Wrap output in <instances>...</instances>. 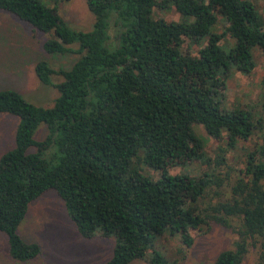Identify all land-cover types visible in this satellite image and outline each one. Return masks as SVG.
<instances>
[{
  "label": "trees",
  "instance_id": "16d2710c",
  "mask_svg": "<svg viewBox=\"0 0 264 264\" xmlns=\"http://www.w3.org/2000/svg\"><path fill=\"white\" fill-rule=\"evenodd\" d=\"M84 1L93 16L87 32L70 30L56 7L38 0H0V11L49 36L42 43L45 53L78 56L67 70L35 64L43 85L59 77L49 108L0 90V114L18 120L14 147L0 156V233L9 255L28 261L39 254L17 228L29 203L53 191L81 238H113L104 264H173L153 250L156 238L177 235L189 249V231L232 229L234 221L231 248L208 264H240L250 247L258 250L255 264H264V132L242 155L241 171L235 173L224 159L264 124L223 101L229 70L250 75L252 50L264 52V27L253 5ZM154 9H170L184 20L154 18ZM218 20L219 32L213 30ZM223 38L230 42L227 50L219 46ZM190 45L193 53L183 51ZM40 124L46 135L35 141ZM193 125L224 144L212 162ZM188 162L206 170L170 173Z\"/></svg>",
  "mask_w": 264,
  "mask_h": 264
},
{
  "label": "rangeland",
  "instance_id": "374dc122",
  "mask_svg": "<svg viewBox=\"0 0 264 264\" xmlns=\"http://www.w3.org/2000/svg\"><path fill=\"white\" fill-rule=\"evenodd\" d=\"M38 1L48 8L56 7L59 16L70 30H91L93 16L87 10L84 0ZM246 1L253 5L264 27V0ZM152 16L173 22L184 20L170 9H154ZM219 23L218 20L213 30L219 32ZM48 38L47 34L33 32L23 21L0 11V90H12L35 107L52 106L57 96L53 85L59 82V77L52 76L50 84L43 85L35 77V64L44 61L53 70H67L78 56L45 53L42 43ZM229 43L227 38H223L219 41V46L227 50ZM195 50L194 45L183 47V51L190 53ZM252 55L254 68L250 75L245 76L229 70L223 101L227 108L239 107L250 112L255 119L262 118L264 123V52L254 48ZM17 125V118L0 114V156L14 147L13 136ZM192 129L203 140L205 155L212 162L218 153V146L225 147L224 144L206 136L198 125H193ZM263 132L264 124L260 131L253 133L250 141H239L235 149L225 154L226 164L235 173L243 169L241 158L244 152L257 139L259 133ZM45 135L46 128L40 124L33 133V139L41 141ZM204 170L205 166L188 162L172 169L170 173L197 175ZM143 172L152 177L157 176L146 169H143ZM223 192L224 189L220 200H224ZM236 226L237 221H234L232 229L212 225L207 231H189L193 239L189 249L184 248L177 235L164 234L156 238L153 250L160 253L168 263L208 264L218 253L231 248L235 240L232 230ZM17 234L23 242L36 244L39 254L28 261L13 259L9 255L6 236L0 233V264H104L110 258L114 245L113 238H81L69 220L62 201L53 191H48L29 203L26 215L17 228ZM257 252V249L250 247L240 264H255ZM131 264L146 262L138 260Z\"/></svg>",
  "mask_w": 264,
  "mask_h": 264
}]
</instances>
